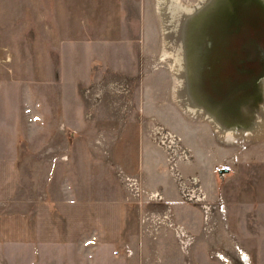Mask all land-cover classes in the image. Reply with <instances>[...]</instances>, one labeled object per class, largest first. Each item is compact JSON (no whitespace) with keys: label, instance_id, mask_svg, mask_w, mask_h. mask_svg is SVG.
I'll return each mask as SVG.
<instances>
[{"label":"rangeland","instance_id":"rangeland-1","mask_svg":"<svg viewBox=\"0 0 264 264\" xmlns=\"http://www.w3.org/2000/svg\"><path fill=\"white\" fill-rule=\"evenodd\" d=\"M237 1L200 88L218 100L249 84L245 149L176 100L158 0L142 28L134 0H0V264L35 256L31 242L114 264H253V242L264 256L251 170L247 200L237 181L264 146V9Z\"/></svg>","mask_w":264,"mask_h":264},{"label":"bare ground","instance_id":"bare-ground-1","mask_svg":"<svg viewBox=\"0 0 264 264\" xmlns=\"http://www.w3.org/2000/svg\"><path fill=\"white\" fill-rule=\"evenodd\" d=\"M234 1L237 0H200L198 4L189 5L182 4L180 0H159L158 9L166 34V47L170 51V66L179 81L175 89L176 100L190 112L205 118L222 136L228 131H234L237 140L241 138L240 144L236 140L237 148L245 149L244 130L255 126L253 122L256 116V97L249 91V84L240 83L226 96L219 93L222 97L218 100L207 97L200 88L204 71L202 61H205L200 41H203V45L206 40L209 42L205 50L210 52L214 40L213 31L217 32L215 27L235 15L234 10L239 2L237 4ZM251 1L264 9V0ZM181 25H184L181 33L184 37L178 43L181 51H173L171 42L179 40L176 37L180 34L178 29ZM203 31L205 34L202 35ZM253 46L256 45L251 42L246 49L251 53L255 50Z\"/></svg>","mask_w":264,"mask_h":264},{"label":"crops","instance_id":"crops-1","mask_svg":"<svg viewBox=\"0 0 264 264\" xmlns=\"http://www.w3.org/2000/svg\"><path fill=\"white\" fill-rule=\"evenodd\" d=\"M134 4H137V14L135 13L134 22L140 28H142L144 17L146 14L144 4H149V0H134ZM158 4H159V0H158ZM251 137L252 139H254L255 132H252ZM257 154H258L257 156L251 154V156L246 155L241 158L237 166L238 168L237 181L241 180V186L239 187L238 190V192L240 191L239 196L241 197V201L247 200L249 196V192L247 194V190L249 188L244 189V185L242 182L244 181L245 178H248L247 170L249 169L251 170L250 175H251L252 184L250 188L252 189H250L249 199L251 201L252 225L253 226L257 225L258 230H262V233H264V146L259 147V150H257ZM259 233H258V238L256 237L257 235H255L253 241L254 239L261 240L260 239L261 235L259 236ZM61 245L62 244L59 242H52V243L39 242L38 244L35 242H31L30 244L27 245L28 248L37 250L38 253H35L36 254L35 256L28 255L26 257L18 258L17 262H19V264H114V262H109L110 259L102 258L99 256L96 257L62 256L59 249ZM256 246L257 245L253 242L252 250H251L252 258H253L252 263L264 264V256L263 257L259 256L258 260H256L254 257L256 254L254 252Z\"/></svg>","mask_w":264,"mask_h":264},{"label":"water","instance_id":"water-1","mask_svg":"<svg viewBox=\"0 0 264 264\" xmlns=\"http://www.w3.org/2000/svg\"><path fill=\"white\" fill-rule=\"evenodd\" d=\"M234 2L238 3V1H234ZM234 2H233V3H234ZM203 34H205L204 31L202 32V35H203ZM202 35H201V36H202ZM204 36H205V35H204ZM204 36H203V37H204ZM203 37H202V39H203ZM200 45L202 46V49H201L202 57H205V52H206V50L204 49V51H203V46H204V45H203V41H202V40L200 41ZM204 65H205V61H202V68L204 67ZM202 72H203V70H202ZM202 72H201V73H202ZM201 75H202V74H201ZM201 82H202V80H201Z\"/></svg>","mask_w":264,"mask_h":264}]
</instances>
